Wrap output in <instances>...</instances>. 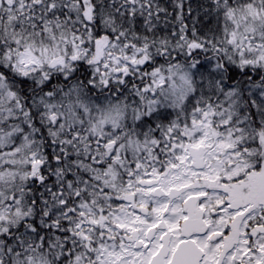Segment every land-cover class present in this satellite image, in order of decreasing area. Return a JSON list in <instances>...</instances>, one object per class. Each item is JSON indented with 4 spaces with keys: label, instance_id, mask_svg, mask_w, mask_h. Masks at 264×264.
Returning a JSON list of instances; mask_svg holds the SVG:
<instances>
[{
    "label": "snow or ice",
    "instance_id": "obj_1",
    "mask_svg": "<svg viewBox=\"0 0 264 264\" xmlns=\"http://www.w3.org/2000/svg\"><path fill=\"white\" fill-rule=\"evenodd\" d=\"M0 264H264V0H0Z\"/></svg>",
    "mask_w": 264,
    "mask_h": 264
}]
</instances>
